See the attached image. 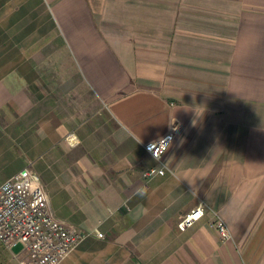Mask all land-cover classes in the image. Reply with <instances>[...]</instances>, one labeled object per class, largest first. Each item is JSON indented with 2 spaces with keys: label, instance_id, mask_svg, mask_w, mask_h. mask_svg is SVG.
Returning a JSON list of instances; mask_svg holds the SVG:
<instances>
[{
  "label": "crops",
  "instance_id": "crops-1",
  "mask_svg": "<svg viewBox=\"0 0 264 264\" xmlns=\"http://www.w3.org/2000/svg\"><path fill=\"white\" fill-rule=\"evenodd\" d=\"M26 166L87 233L58 264H264V0H0V183Z\"/></svg>",
  "mask_w": 264,
  "mask_h": 264
},
{
  "label": "built area",
  "instance_id": "built-area-1",
  "mask_svg": "<svg viewBox=\"0 0 264 264\" xmlns=\"http://www.w3.org/2000/svg\"><path fill=\"white\" fill-rule=\"evenodd\" d=\"M177 130L173 127L160 139L145 143V149L162 162ZM66 140L72 144L77 142L71 132L66 135ZM165 170L162 163L159 168L148 167L143 175L149 179L156 174H164ZM204 213L205 205L199 203L180 216L177 227L186 229ZM209 225L219 232L222 239L229 237V228L223 219L217 217ZM93 232L103 236L96 228ZM86 236V232L53 215L39 176L27 166L0 183V241L7 248L17 243L22 246L24 256L20 264H58Z\"/></svg>",
  "mask_w": 264,
  "mask_h": 264
},
{
  "label": "rangeland",
  "instance_id": "rangeland-1",
  "mask_svg": "<svg viewBox=\"0 0 264 264\" xmlns=\"http://www.w3.org/2000/svg\"><path fill=\"white\" fill-rule=\"evenodd\" d=\"M95 235H97V234H95Z\"/></svg>",
  "mask_w": 264,
  "mask_h": 264
}]
</instances>
